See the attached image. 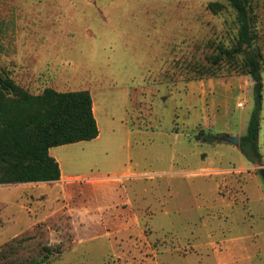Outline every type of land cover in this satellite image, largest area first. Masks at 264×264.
I'll list each match as a JSON object with an SVG mask.
<instances>
[{
    "label": "rangeland",
    "instance_id": "obj_1",
    "mask_svg": "<svg viewBox=\"0 0 264 264\" xmlns=\"http://www.w3.org/2000/svg\"><path fill=\"white\" fill-rule=\"evenodd\" d=\"M237 36L226 0H0V70L88 90L100 131L50 151L82 178L0 185V264H264V97L261 163L221 139L255 110L243 55L213 61Z\"/></svg>",
    "mask_w": 264,
    "mask_h": 264
},
{
    "label": "trees",
    "instance_id": "obj_2",
    "mask_svg": "<svg viewBox=\"0 0 264 264\" xmlns=\"http://www.w3.org/2000/svg\"><path fill=\"white\" fill-rule=\"evenodd\" d=\"M226 2L236 12L237 42L231 48L220 46V53L213 61L219 65L224 61L233 62L241 55L244 57L240 70L254 82L255 110L247 133L240 137L239 149L251 162L261 163L258 140L264 97V55L258 45L248 0ZM208 7L218 12L222 4L211 2ZM212 74L216 72L213 70ZM93 106L88 90L60 92L46 88L39 94H32L0 70V185L60 181L61 167L50 150L99 136ZM214 137L201 131L196 140L212 144Z\"/></svg>",
    "mask_w": 264,
    "mask_h": 264
},
{
    "label": "crops",
    "instance_id": "obj_3",
    "mask_svg": "<svg viewBox=\"0 0 264 264\" xmlns=\"http://www.w3.org/2000/svg\"><path fill=\"white\" fill-rule=\"evenodd\" d=\"M93 104H94V106H93L94 115H95L96 120H97V113H98V112H97V107H96V105H95L94 100H93ZM97 123H98V120H97ZM98 127H99V126H98ZM261 133H262V130L260 131L259 140H260ZM238 135L241 137V136H244L245 134H240V133H238ZM99 137H100V134H99V136H98L96 139H94V140L99 139ZM259 140H258V145H259ZM91 141H93V140H91ZM86 142H89V141H86ZM222 143L231 144V143H229V142H225V141H223ZM232 145H233V144H232ZM50 151H51V150H50ZM59 164H60V163H59ZM60 167H61V165H60ZM61 173H62V176H61L60 181H58V182H61V181H69V180H72V179H75V178H82V177H83V176H75V177L65 176V174L63 173L62 167H61ZM86 177H88V176H86Z\"/></svg>",
    "mask_w": 264,
    "mask_h": 264
},
{
    "label": "water",
    "instance_id": "obj_4",
    "mask_svg": "<svg viewBox=\"0 0 264 264\" xmlns=\"http://www.w3.org/2000/svg\"><path fill=\"white\" fill-rule=\"evenodd\" d=\"M221 139L225 142H229V143L236 145V146H239V144H240V136L239 135L223 136ZM261 176L264 180V169L261 170Z\"/></svg>",
    "mask_w": 264,
    "mask_h": 264
}]
</instances>
